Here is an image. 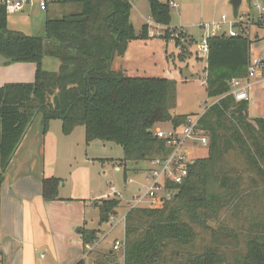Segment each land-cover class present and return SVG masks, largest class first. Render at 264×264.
Returning a JSON list of instances; mask_svg holds the SVG:
<instances>
[{"label":"trees","instance_id":"trees-1","mask_svg":"<svg viewBox=\"0 0 264 264\" xmlns=\"http://www.w3.org/2000/svg\"><path fill=\"white\" fill-rule=\"evenodd\" d=\"M61 2L78 10L46 19L42 37L9 30L0 8V56L9 64L36 67L33 82L0 87V184L37 117L42 135L59 121L64 135L83 127L86 144L120 147V165L164 157L168 149L155 129L179 127L190 116L175 113V81L131 78L112 69L113 53L123 57L132 43L148 40L147 26L136 34L130 22L129 0ZM148 5L150 18L169 28L170 8L157 0ZM236 29L242 33L240 25ZM250 44L242 35L208 41L205 93L216 101L199 121L209 139L207 156L190 165L182 184L170 186L173 192L159 208L127 211L120 264H264V118L250 119L248 102L228 94L230 81L245 77ZM175 45L184 50L196 43L190 38ZM44 57L60 62L57 72L41 69ZM60 183L42 181L44 201L58 200ZM124 205L115 199L94 202L99 224H110ZM79 233L84 246L99 232L81 228ZM86 257L76 264H89ZM112 259L105 254L91 264H113Z\"/></svg>","mask_w":264,"mask_h":264},{"label":"rangeland","instance_id":"rangeland-1","mask_svg":"<svg viewBox=\"0 0 264 264\" xmlns=\"http://www.w3.org/2000/svg\"><path fill=\"white\" fill-rule=\"evenodd\" d=\"M29 5H25L21 12L13 15H7V28L12 31H19L28 36L44 35V23L46 19H60L75 10L77 6L62 3L61 0H47L48 9L42 11L39 9L36 0H30ZM149 0H130L132 7L130 14V22L134 27L136 34H139L143 24V17H147ZM160 1V0H157ZM230 0H209L208 8L210 16L201 15L203 9L200 7V0H174L177 4L176 8H170V28L187 27V31L195 38L199 39L202 30L195 27L199 22H211L218 20L220 16L226 15L228 20H232V8L229 4ZM258 5L264 9V0H243L239 9V17L248 20L251 23L247 27L249 33L250 52L257 55L264 61V27L258 28V10L254 7ZM141 13V14H140ZM264 17V10H263ZM202 17V18H201ZM214 17V18H212ZM212 18V19H211ZM255 23V24H254ZM254 24V26L252 25ZM261 27V26H260ZM160 40V41H159ZM196 41V40H195ZM174 42L166 44L164 40L158 39L153 43H133L126 52L124 57H115L112 63L113 70H122L123 74L131 78H166L176 82L177 88V114H195L201 111L202 104L206 105L213 103L214 100L208 99L205 93V72L202 69L205 56L198 52L195 45H189L182 50L179 46L176 47ZM185 46V45H184ZM123 59V60H122ZM60 62L55 58L44 57L41 64V69L46 72H57ZM175 68V69H174ZM180 69L182 78H178L176 70ZM22 69L17 72L9 67L0 66V76L8 79L21 73ZM171 72V73H170ZM23 76V75H22ZM29 83L33 82V80ZM253 84L257 81L252 79ZM248 101V105L252 110V114L256 111L263 110L264 113V81L258 91ZM53 126L48 132H53L59 143L61 144V156L59 163V171L64 187L61 188L62 194L79 195L82 192L84 185L88 184L90 195L102 199H114L110 190V186H115L116 191L124 193L133 192L137 188L136 183H142L144 171L149 168L147 162H140L138 165L133 163H125L119 165V160L122 159V150L120 147L103 142L85 143L84 128L78 127L71 134L64 135L60 129V122L54 121ZM159 127L170 129V124H164ZM194 157L204 158L207 155V150L200 147L195 150H190ZM65 153V156L63 154ZM117 168L119 170H117ZM137 172V174H136ZM128 180H133L134 184H127ZM123 205V204H122ZM126 206V205H124ZM125 211L123 207L119 208L118 220L121 219L122 213ZM90 209L87 213V219H91ZM110 225V226H109ZM96 225L89 223L88 228L91 230ZM100 247L108 246L112 248L113 239L118 240L123 237L122 223L115 226L112 224L100 225ZM118 257V256H117Z\"/></svg>","mask_w":264,"mask_h":264},{"label":"crops","instance_id":"crops-1","mask_svg":"<svg viewBox=\"0 0 264 264\" xmlns=\"http://www.w3.org/2000/svg\"><path fill=\"white\" fill-rule=\"evenodd\" d=\"M208 1L200 0V7L203 9V14L201 13V15L207 16L209 11L213 10L208 8ZM47 9L48 3L45 12ZM134 10L137 11L136 7ZM210 15L211 13L208 14V16ZM149 19V15L143 17L142 25ZM180 28L187 33L188 37L194 41L196 40L195 43L199 40L195 39L187 31V27L182 26ZM155 40L158 39L140 41L141 43L149 44ZM164 42L168 44L171 41L164 40ZM174 46L177 49L175 44ZM1 65L9 67L15 72L18 69H22L21 71L23 72L22 74L20 72L17 73V76L14 74L15 77L10 79L0 76V87L7 83H29L30 78L34 79L36 70L34 64H9L0 56ZM205 68L206 59L204 58L202 69L204 70ZM175 73L178 74V78H182L180 69L176 70ZM263 81V78H258L253 84L250 98L253 92V95H255ZM262 96L264 95L262 94ZM262 111L258 109L256 114H252V110L248 105L250 119L264 118ZM53 123L55 122L52 121L50 123L49 130ZM59 140L53 132H48L45 135L41 134L39 118L37 117L27 129L5 170L0 184V264H76L85 258L83 241L79 230L81 228L90 230L88 228L89 223L96 225L91 230H98L97 239L100 240L98 209L94 206V202L100 200V198L90 195L91 191L88 190L87 183L82 191L86 193L85 195L79 192V195L64 196L61 190L64 184L60 183L58 200L46 202L42 198V181L44 179L56 178L62 181L58 174L59 163L62 158ZM63 156H65V153ZM117 170L119 169L117 168ZM89 209L92 215L90 220L87 219ZM118 211L117 213H119ZM110 224H112L111 221ZM122 232L124 234V229ZM115 240L117 238H114L113 242ZM95 251L87 255V259H85L87 263L91 264L92 261L104 258L105 254L113 256V264L120 263L118 255L108 246L100 247L96 255L93 254Z\"/></svg>","mask_w":264,"mask_h":264},{"label":"built area","instance_id":"built-area-1","mask_svg":"<svg viewBox=\"0 0 264 264\" xmlns=\"http://www.w3.org/2000/svg\"><path fill=\"white\" fill-rule=\"evenodd\" d=\"M36 1L39 9L45 11L48 1ZM159 2L166 4L169 8L177 7L174 0H160ZM30 3V0H28V3H26V0H0V8H3L7 15H13L20 12L25 5H29ZM254 7L258 10L257 22H260V26L264 27V17L262 14L264 9L258 5ZM254 24L252 25L254 26ZM145 25L147 26L148 39L164 40L166 33L168 34V41L174 43L177 41L181 45L186 44L190 39L183 29L167 28L154 22L151 18ZM238 25L242 27L241 34L236 29ZM197 26L203 31V35L196 42V49L205 57L208 54V41L211 38L237 37L238 35L249 38L251 34L247 29V27L251 26V23L239 16L236 20H228L226 15H222L218 20L200 22ZM256 78L264 79V61L257 55L252 54L249 47L245 77L233 78L229 83L230 92L228 94L231 95L236 102H248L250 99V91L253 87L252 79ZM215 101L216 100H214L213 103H215ZM213 103L206 105V102H204L201 111L191 114L186 122L179 127L174 128L171 126L170 129L157 127L155 129L154 136L165 143L168 152L164 157L152 158L145 161L148 163L149 168L144 171L142 183H136L137 188L135 191H130V193L127 191L122 194L116 191L115 186H110L114 199L126 205V210L122 213L120 220L117 219L119 213L111 217L110 221L113 223L115 222V226L122 223L124 229L126 213L131 209L159 208L172 194L173 191L170 189V186L182 184L188 176L190 165L196 159L200 158L194 157L190 150H195L200 147L208 152L209 139L206 132L200 128L199 121L206 109ZM127 184L133 185L134 181L128 180ZM99 244L100 240L96 239L91 244L84 245V257L93 252ZM124 248L125 239L123 234L122 239L115 240L112 246V251L118 254L122 261L124 257Z\"/></svg>","mask_w":264,"mask_h":264},{"label":"water","instance_id":"water-1","mask_svg":"<svg viewBox=\"0 0 264 264\" xmlns=\"http://www.w3.org/2000/svg\"><path fill=\"white\" fill-rule=\"evenodd\" d=\"M242 1L243 0H230L229 1V4L232 8V18L234 20H236L238 18L239 9H240V6L242 4ZM26 3H28V0H26ZM113 58H114V53L112 54L111 61L113 60ZM135 165H138V164L136 163ZM113 215H117V212H114ZM115 264H119V263H115Z\"/></svg>","mask_w":264,"mask_h":264}]
</instances>
